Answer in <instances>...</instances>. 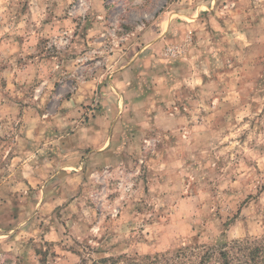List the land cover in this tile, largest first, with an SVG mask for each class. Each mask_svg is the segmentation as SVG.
<instances>
[{
	"label": "rangeland",
	"instance_id": "obj_1",
	"mask_svg": "<svg viewBox=\"0 0 264 264\" xmlns=\"http://www.w3.org/2000/svg\"><path fill=\"white\" fill-rule=\"evenodd\" d=\"M262 237L264 0H0V264Z\"/></svg>",
	"mask_w": 264,
	"mask_h": 264
},
{
	"label": "trees",
	"instance_id": "obj_2",
	"mask_svg": "<svg viewBox=\"0 0 264 264\" xmlns=\"http://www.w3.org/2000/svg\"><path fill=\"white\" fill-rule=\"evenodd\" d=\"M43 256V255H42ZM264 264V237L256 240L234 241L219 247H206L198 251L181 249L173 254L157 253L147 256L120 255L101 259L82 257L81 264ZM40 264H48L42 259Z\"/></svg>",
	"mask_w": 264,
	"mask_h": 264
}]
</instances>
